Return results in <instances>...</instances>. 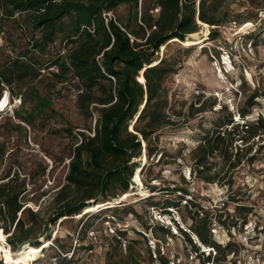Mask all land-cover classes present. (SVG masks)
Listing matches in <instances>:
<instances>
[{
	"label": "rangeland",
	"instance_id": "obj_1",
	"mask_svg": "<svg viewBox=\"0 0 264 264\" xmlns=\"http://www.w3.org/2000/svg\"><path fill=\"white\" fill-rule=\"evenodd\" d=\"M207 1L218 24L198 22L203 44L188 46L172 39L158 52L173 69L163 78L164 112L171 123L153 133L156 150L149 158L142 142L143 158L133 160L144 168L132 178L131 193L92 202L80 213L49 224L50 240L38 238L44 248L31 263L24 247L32 237L12 248L10 233L0 228V264H160L159 253L168 264H264V0ZM114 14L125 18V7L120 5ZM38 34L0 17V70ZM68 47L57 40L49 51L65 53ZM52 71L55 65L26 78L48 98L47 107L33 112L34 103L23 104L19 95L8 94L9 103L0 111V182L16 173L25 177L22 202L42 222L53 212L49 201L65 183L80 133L92 135L97 116L92 105L90 115L77 107L80 89L73 75L60 80ZM1 85L0 98L9 93ZM10 88L25 89L17 80ZM5 101L6 96L0 106ZM247 124L253 135L243 132ZM233 128L244 139L235 135L232 142L234 152L235 147L244 149L237 155L239 162L230 156L225 140L207 157V171H191L202 137L220 132L229 139ZM23 217L28 226L32 216ZM192 227L206 230L218 249L202 244Z\"/></svg>",
	"mask_w": 264,
	"mask_h": 264
},
{
	"label": "trees",
	"instance_id": "obj_2",
	"mask_svg": "<svg viewBox=\"0 0 264 264\" xmlns=\"http://www.w3.org/2000/svg\"><path fill=\"white\" fill-rule=\"evenodd\" d=\"M196 1L0 0V17L12 18L23 31L29 26L39 33L36 37L32 35L28 47L19 56L8 59L0 70V93L4 82L10 96L19 95L23 104L34 103L31 111L47 107L48 98L41 96L26 78L38 76L42 68L55 65L52 76L65 80L71 73L77 80L80 89L77 107L88 115L91 105L97 110L93 134L80 133V141L70 153L65 183L52 195L49 203L54 208L46 221L38 220L39 214L22 202L25 177L16 173L15 177L0 182V228L10 233L12 248L32 237L31 244L24 247L29 263L43 251L44 246L40 249L39 245L50 240L49 224L80 213L92 202L109 201L126 191L131 193L128 188L133 184L132 178L144 168L133 160L140 157L142 142L149 158L156 150L151 144L153 133L171 123L164 112L167 97L163 78L173 69L163 57H158L160 48L172 39L188 46L203 44L196 32L199 23L218 24L215 15L209 13L211 2L198 0L196 9ZM120 5L126 9L125 18L114 14ZM154 7L158 8L156 14L151 12ZM57 40L69 46L65 53H60L59 48L55 53L49 51ZM15 80L25 87L24 91L10 90ZM234 128L229 139L220 132L205 134L194 150L195 165L191 171L196 174L207 171V157L220 150V143L225 140L230 156L237 157L244 149L235 147L234 152L232 142L235 135L244 139ZM243 132L253 135L252 125L247 124ZM202 176L211 181L209 175ZM25 213L32 216L28 226ZM191 230L202 244L218 249L219 244L210 239L206 230L199 227ZM183 233L192 243L187 231ZM41 236L46 239L40 243ZM158 259L160 264H168L160 253Z\"/></svg>",
	"mask_w": 264,
	"mask_h": 264
},
{
	"label": "bare ground",
	"instance_id": "obj_3",
	"mask_svg": "<svg viewBox=\"0 0 264 264\" xmlns=\"http://www.w3.org/2000/svg\"><path fill=\"white\" fill-rule=\"evenodd\" d=\"M4 96H6V101H5V104H4L3 106H0V111L3 110V109L7 106V104L9 103L8 96H7V92L3 95V97H4ZM3 97L0 98V103H1V101H2V99H3ZM21 246H22V245H21ZM21 246H20V247H21Z\"/></svg>",
	"mask_w": 264,
	"mask_h": 264
},
{
	"label": "water",
	"instance_id": "obj_4",
	"mask_svg": "<svg viewBox=\"0 0 264 264\" xmlns=\"http://www.w3.org/2000/svg\"><path fill=\"white\" fill-rule=\"evenodd\" d=\"M131 130V129H130ZM22 245V243L18 244V248Z\"/></svg>",
	"mask_w": 264,
	"mask_h": 264
},
{
	"label": "built area",
	"instance_id": "obj_5",
	"mask_svg": "<svg viewBox=\"0 0 264 264\" xmlns=\"http://www.w3.org/2000/svg\"><path fill=\"white\" fill-rule=\"evenodd\" d=\"M6 92H7V91H6ZM6 92H5V93H6ZM8 94H9V93L7 92V96H8Z\"/></svg>",
	"mask_w": 264,
	"mask_h": 264
}]
</instances>
